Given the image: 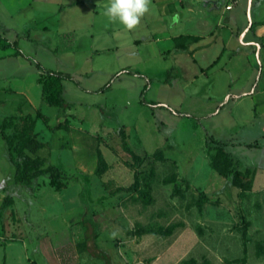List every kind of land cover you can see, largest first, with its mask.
<instances>
[{"label":"rangeland","instance_id":"obj_1","mask_svg":"<svg viewBox=\"0 0 264 264\" xmlns=\"http://www.w3.org/2000/svg\"><path fill=\"white\" fill-rule=\"evenodd\" d=\"M54 44L52 50L45 42L32 40L27 47L18 46V54H29L26 58L36 66L40 63L41 71L55 72L64 48L60 40ZM72 47L77 60L88 52L84 44ZM14 67L11 64L2 73L6 77L0 75L1 82L9 84L7 73ZM70 72L76 82H84L78 68ZM121 72L112 74L94 93L81 95L78 89L64 95L79 106V126L96 136L91 143L79 136L80 142L74 144L82 171L72 155L44 160L43 167L52 163L64 172L69 186L62 199H55L59 193L54 188L45 187L40 200L44 205L19 206L16 199L29 200L40 183L38 179L28 186L14 183L15 167L0 130V204L8 191L15 197L0 217L2 242L14 240L12 245L0 246V264H5L7 254L9 264H25L22 242H27V264H105L103 254L94 256L78 246L84 240L81 221L87 210L98 223L96 242L113 264H264V112L251 118L248 101L242 99L233 116L228 112L232 100L226 104L228 111L217 115L212 99L182 91L170 72L161 79L145 76L136 95L135 89L116 86L136 80L118 79ZM240 82L245 88L257 81L243 76ZM222 88L215 92L217 98ZM22 99L14 97L18 102ZM4 107L0 106V120L10 113ZM122 126L139 160L124 149ZM209 133L229 141L227 149L239 159L248 188L234 185L213 166L206 144ZM158 148L164 149V159L149 156ZM99 150L108 162L102 175L95 173ZM26 152L42 157L41 151ZM136 179L138 188H128ZM203 194L206 200L201 199ZM41 242L48 263L39 250Z\"/></svg>","mask_w":264,"mask_h":264},{"label":"crops","instance_id":"obj_2","mask_svg":"<svg viewBox=\"0 0 264 264\" xmlns=\"http://www.w3.org/2000/svg\"><path fill=\"white\" fill-rule=\"evenodd\" d=\"M108 2L0 0V31L20 47H27L34 40L38 44L45 42L54 50V42L60 40L64 49L59 51L62 61H59L58 71L72 74L70 70L74 67L84 77V82L63 78L64 95L78 89L83 91L81 95L94 93L119 70L122 72L118 79L136 77V80L116 86L129 91L135 89L139 95L145 76L161 79L170 72V76H176L182 91L212 99L217 115L227 112L226 104L232 100L233 107L228 112L233 116L242 99L248 101L251 118L254 119L258 111L264 112V0H151L149 13L132 31L104 14ZM253 22L256 23L251 29ZM78 42L80 46L84 44L88 52L77 60L76 51L70 50L79 45ZM18 53L13 47H0V75H4L11 64L15 66L12 73H7L9 84L1 82L0 78L3 94L0 106L10 111L3 117L33 115L37 138L49 146L39 150L45 162L58 154L69 158L72 155L77 165L81 164L78 168L82 171L84 166L78 163L80 156L74 153V144L80 142L79 136L91 143L96 134L84 132L79 126L82 119L77 115L79 106L75 101L67 100L69 103L66 101V108L62 109L46 99L44 83L48 74L26 58L29 54L20 56ZM243 76L256 78L257 82L244 88L240 82ZM221 85L225 89L217 98L215 92ZM16 95L23 98L22 102L14 100ZM60 122L63 126L56 127ZM48 126L54 128L48 129ZM109 151L110 157H114L113 150ZM49 165L56 164L45 166ZM42 176L38 178L40 187L29 200L16 199L19 206L44 205L40 200L45 197V187L54 188L59 193L55 199H62L69 186L66 177L63 186L58 187L51 183L50 177ZM2 238L0 236V246L14 244V240L2 242ZM21 245L25 248L27 264V242ZM53 249L52 246L51 251ZM39 250L48 263L43 242ZM8 262L7 254L5 264Z\"/></svg>","mask_w":264,"mask_h":264},{"label":"trees","instance_id":"obj_3","mask_svg":"<svg viewBox=\"0 0 264 264\" xmlns=\"http://www.w3.org/2000/svg\"><path fill=\"white\" fill-rule=\"evenodd\" d=\"M253 22L251 29L254 28ZM0 31V46L5 48L14 46L17 52H21L18 45L5 38ZM41 68L40 63L37 64ZM44 72V71H43ZM48 74V78L44 83V93L46 99L54 105L60 108H66V100L63 92V78L70 77L67 73H60L59 71L45 72ZM36 125V118L27 114L25 116L9 115L0 120V130L3 138L7 143L10 160L15 167L14 171V183L28 186L33 180L38 179L41 175L48 174L51 178V183L58 187L63 186V178H65L63 170L57 165H49L43 167L44 158L37 155L32 157L31 153H37L44 143L40 141L34 130ZM62 122L58 123L56 127H62ZM66 128H68L66 126ZM122 135V143L124 149L132 155L135 160L140 159V155L136 154L126 142L125 127L120 128ZM207 148L212 151L211 159L213 166L226 178L231 179L232 183L242 188H248L250 184H246L243 180V168L240 166L239 159H236L233 153L227 149L229 141L215 137L213 134L207 136ZM150 157L164 159L165 153L163 148H158L155 152L149 154ZM108 168V162L103 153L98 151V162L95 168V173L102 175ZM128 188H138V180L136 179ZM122 189L121 187L117 188ZM31 192L34 191V187L30 186ZM14 195L8 191L0 204V217H4L7 208L14 202ZM201 199L206 200L207 196L202 195ZM82 219V223L85 227L84 240L78 243V246L89 251L91 255H104L106 257L105 264H113L108 254L97 244L96 239L99 236V228L97 220L91 210H87Z\"/></svg>","mask_w":264,"mask_h":264},{"label":"clouds","instance_id":"obj_4","mask_svg":"<svg viewBox=\"0 0 264 264\" xmlns=\"http://www.w3.org/2000/svg\"><path fill=\"white\" fill-rule=\"evenodd\" d=\"M151 0H109L104 14L119 22L126 30H135L150 11Z\"/></svg>","mask_w":264,"mask_h":264}]
</instances>
